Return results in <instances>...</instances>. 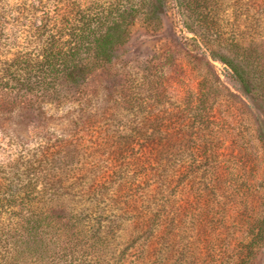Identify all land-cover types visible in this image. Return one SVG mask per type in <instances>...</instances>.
<instances>
[{
  "label": "rangeland",
  "instance_id": "1",
  "mask_svg": "<svg viewBox=\"0 0 264 264\" xmlns=\"http://www.w3.org/2000/svg\"><path fill=\"white\" fill-rule=\"evenodd\" d=\"M1 1L9 62L29 49L40 0ZM204 7L222 39L259 48L264 69V0ZM158 8L131 19L86 97L43 116L28 98L10 105L0 86V201L31 183L28 198L57 216L33 238L0 204V264H264V85L239 82L219 57L239 59L187 29L174 0ZM90 215L104 240L88 236Z\"/></svg>",
  "mask_w": 264,
  "mask_h": 264
},
{
  "label": "trees",
  "instance_id": "2",
  "mask_svg": "<svg viewBox=\"0 0 264 264\" xmlns=\"http://www.w3.org/2000/svg\"><path fill=\"white\" fill-rule=\"evenodd\" d=\"M68 1L55 0L53 4L51 0H40V6L37 7L40 23L32 21L27 24V31L31 34L29 49L24 52L17 51L9 62L0 56V86L7 84L3 88L5 87V98H9L10 105H20L22 99L28 98L40 115L46 116L50 105L53 108L59 106L68 95L79 93L81 97L88 96L89 77L111 62L113 48L124 39V28L130 24L131 19L142 14L149 18L160 8L159 5L166 3V0H158L159 5L153 0H108L83 5L79 1ZM204 1L207 0H174L185 17V27L195 34L197 28H200L207 34L211 32L215 35L220 48H225L239 59L235 61L219 57V60L230 66L237 80L245 87L249 86L248 76H252L258 86L264 85L262 53L259 48L253 54L248 45L237 39H222L221 33L214 32L218 28L214 27V22L209 21L208 18L211 17L203 13ZM2 5L3 1L0 0V7ZM250 64L252 69L247 67ZM127 73L129 86L125 89V95L133 99L132 87L136 83L132 79L133 72ZM146 79L148 77L142 81L145 82ZM206 84H209L208 81ZM210 94L207 91L201 94V98ZM200 103L195 106V112L203 106ZM31 188L33 185L26 183L21 189L8 190L9 193L1 199L0 204L18 211L16 229L29 237L38 238V230L48 228V224L57 219L53 213L56 205H39L29 199ZM78 212L76 214L81 221L82 213ZM90 214H94L93 209ZM91 216L84 219L86 227L88 226L86 232L88 236L102 241L104 225L101 222L95 225V219ZM64 218L67 219L64 224L67 228L71 220ZM262 232L264 229L261 225L256 234Z\"/></svg>",
  "mask_w": 264,
  "mask_h": 264
}]
</instances>
